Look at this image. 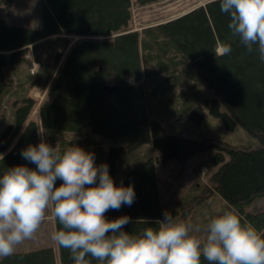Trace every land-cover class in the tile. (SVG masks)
<instances>
[{
    "label": "trees",
    "instance_id": "1",
    "mask_svg": "<svg viewBox=\"0 0 264 264\" xmlns=\"http://www.w3.org/2000/svg\"><path fill=\"white\" fill-rule=\"evenodd\" d=\"M161 1L44 0L39 26L0 19V99L17 96L13 122L0 133V174L17 164L35 167L23 160L20 152L29 144H38L39 133L50 145L65 148L72 140L65 136L67 132L90 128L117 145L107 151L103 141L94 138L74 139L73 143L94 152L97 164L106 162L116 184L134 186V203L105 215L108 219L128 215L130 222L124 230L136 233L163 219L159 165L170 160L185 164L199 152L215 147L212 162L217 169L210 179L213 191L227 201V211H233L242 224H252L264 235V209H248L264 197V63L232 36L230 17L220 11L219 0L141 31L134 29L133 7ZM12 6L13 0H0L2 10L9 11ZM60 35L81 39L71 45V40H62L57 37ZM60 42L64 48L53 63L42 64L37 47ZM223 44H231L230 55L217 54ZM33 62L39 64L38 71L17 83L6 70L20 64L31 67ZM129 78L136 84L129 83ZM203 86L215 95L206 99L211 111L223 116L229 126L240 123L257 143L217 144L171 134L151 116L152 110L160 115L167 109L169 114L178 112L196 120L198 113L203 118L202 105L195 104ZM33 90L43 99L34 97ZM38 105L36 118L32 115ZM146 144L158 149L160 156L139 161L120 179L118 159ZM197 195L180 200L174 214L178 209L189 210L198 201ZM55 222L58 230L61 226L56 218ZM0 264L74 261L69 251L57 244L17 251L1 258ZM90 264L98 262L90 259ZM201 264L207 262L202 258Z\"/></svg>",
    "mask_w": 264,
    "mask_h": 264
},
{
    "label": "clouds",
    "instance_id": "2",
    "mask_svg": "<svg viewBox=\"0 0 264 264\" xmlns=\"http://www.w3.org/2000/svg\"><path fill=\"white\" fill-rule=\"evenodd\" d=\"M219 6L230 17L232 36L264 63V0H219ZM231 52V44L217 49L221 56ZM39 135L38 144L20 152L35 167L17 164L0 174V258L34 239L50 210L61 226L51 239L69 251L74 264H90V259L98 264H201L202 258L207 264H264V235L230 210L210 219L203 241L190 234V223L176 221L167 210L155 226L125 231L128 215L108 219L105 214L130 207L134 186L116 184L108 164H97L94 152L73 143L75 136L60 148Z\"/></svg>",
    "mask_w": 264,
    "mask_h": 264
},
{
    "label": "rangeland",
    "instance_id": "3",
    "mask_svg": "<svg viewBox=\"0 0 264 264\" xmlns=\"http://www.w3.org/2000/svg\"><path fill=\"white\" fill-rule=\"evenodd\" d=\"M43 1L13 0V6L9 11L0 8V19L21 26H39ZM207 2L208 0H164L157 4L134 6L133 27L141 31L143 28L177 18ZM63 38L71 40V45L81 39L77 36H63ZM63 45L64 42L56 43L55 46L52 44L38 46L36 51L41 53L42 64H52L57 52L63 50ZM31 59L34 60V57L31 56ZM36 63L33 62L31 67L25 64L17 65L18 67L9 66L6 70L13 81L17 83L20 78L25 79V77H30L34 73L32 67ZM128 82L133 85L136 84L134 78H129ZM201 90V94L198 95L195 104L198 105L199 103L202 105L203 118H200L198 113L194 115L198 120L187 118L178 112L169 114L166 111L167 109L164 110L163 106H160L164 110L162 114L155 115L152 110L151 116L159 120L171 134H180L194 139L205 138L209 142L217 144L254 145L257 143V139L252 137L240 123L237 122L234 126H229L223 116L213 113L211 105L206 100L207 98L212 99L215 96L213 91L205 86ZM31 94L40 100L43 99V95L38 90H33ZM171 95L174 96L173 94H169V96ZM16 97L12 94L0 99V133L13 122L14 101ZM222 110H225L224 107H222ZM32 116L36 118L39 116V105L35 108ZM65 136L69 139L75 136V139L80 141H85L87 138L103 141L102 144L107 151L111 146L117 145L101 134L93 133L90 128H85L81 132H67ZM215 151L216 148L212 147L206 151L199 152L185 164L177 160H170L160 164L158 169L164 210L170 212L176 221L190 223L192 225L190 234L200 238L202 241L206 238V226L210 219L227 211V201L217 191H213L211 187L210 179L217 169L212 162ZM149 156H160V151L152 147V145L146 144L129 155L120 157L117 162L119 178H124L129 168L134 167L139 161ZM188 195H197L196 200L198 201L194 202L189 210L187 208L178 209V213L174 214V207H178L179 201ZM256 208L264 209V197L252 204L248 209L254 210ZM54 231H56V222L49 210L35 238L26 240L21 245H18L15 252L30 251L46 246L57 247V243L51 239V234Z\"/></svg>",
    "mask_w": 264,
    "mask_h": 264
},
{
    "label": "crops",
    "instance_id": "4",
    "mask_svg": "<svg viewBox=\"0 0 264 264\" xmlns=\"http://www.w3.org/2000/svg\"><path fill=\"white\" fill-rule=\"evenodd\" d=\"M195 8H196V7H195ZM193 9H194V8H193ZM191 10H192V9H191ZM63 36H68V35H60V36H57V37L60 38V39H62V40H64ZM49 40H51V39H49ZM38 66H39V65H38L37 63L33 65L32 70L34 71V73L38 71V69H39Z\"/></svg>",
    "mask_w": 264,
    "mask_h": 264
}]
</instances>
